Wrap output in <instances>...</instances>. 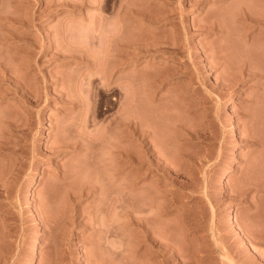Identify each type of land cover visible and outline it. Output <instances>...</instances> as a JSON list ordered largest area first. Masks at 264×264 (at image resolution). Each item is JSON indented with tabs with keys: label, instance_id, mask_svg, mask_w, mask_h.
I'll use <instances>...</instances> for the list:
<instances>
[{
	"label": "rangeland",
	"instance_id": "374dc122",
	"mask_svg": "<svg viewBox=\"0 0 264 264\" xmlns=\"http://www.w3.org/2000/svg\"><path fill=\"white\" fill-rule=\"evenodd\" d=\"M189 1L110 0L103 10L96 0H0V264H29L35 239L36 264H264V0ZM126 3L163 16L147 29L136 7L121 17L125 45L155 41L149 52L133 44L137 59L112 70L115 78L134 73L135 104L124 113L145 145L133 147L119 138L122 127L108 126L126 109L123 79L110 88L98 80L110 46L102 29ZM246 10L263 21L250 23ZM19 14L26 26L16 25ZM91 74L89 105L107 112L85 125L90 106L79 87ZM69 93L87 103H71ZM124 143L142 159L117 170L113 188L101 187L113 144ZM121 191L134 213L148 208L150 241L118 213L112 198Z\"/></svg>",
	"mask_w": 264,
	"mask_h": 264
},
{
	"label": "bare ground",
	"instance_id": "6f19581e",
	"mask_svg": "<svg viewBox=\"0 0 264 264\" xmlns=\"http://www.w3.org/2000/svg\"><path fill=\"white\" fill-rule=\"evenodd\" d=\"M189 1V0H188ZM96 2H98L97 0H96ZM190 3H191V1H189ZM195 2H197V1H195ZM199 2V1H198ZM188 3V2H187ZM127 4V6L125 5V7L123 6V4L121 5V8L123 7L124 9H126L125 11L122 9L121 10V8H119V12H117V11H115V14H114V16H112L111 18H109L110 20H108V23L107 24H105L104 25V29H102V30H104V32L102 31V34L104 35L105 33V35H104V38L103 39H105L104 40V43L106 42H108L109 41V43H110V46H111V48H110V46H107V44L109 45V43H107L106 44V46L107 47H109V49H111V51L107 48V47H105V48H107L108 50H105L104 49V52L106 53H104L105 54V56L103 57L102 56V58H104L102 61L104 62V67L102 68V64H101V73H102V75H101V73H100V70L98 71L99 73V75H100V77H99V79L98 80H100L101 82V84H103V86L104 87H108V88H110L111 86H108V85H110V84H112V83H116V82H119V81H121L122 79H123V81H125V83H124V85L125 86H123V81L121 82V84L119 85V86H121L122 85V87H124V92H125V94L127 95V99L126 98H124L125 100H126V105L125 104H123V108H124V105L126 106V109H125V111H123V113L121 112L118 116L119 117H117V118H113L112 120V122H111V120L109 121V123L111 122L112 124H114V125H108V126H111V127H122L121 129L122 130H119V133H121V131H122V134H121V136L119 137L120 139H121V137H123L124 138V140L127 142V141H129L128 143H130V147H133V146H135V144L134 145H132V143H138V145L139 144H143V145H145V139L143 140L142 139V136H143V134H141V137L140 136H138L139 134H136L137 132H136V126L134 125V120H132V119H134V118H130V117H128L129 115H132V114H130V113H128L129 111H133V110H131V109H133L134 108V106H133V102H134V104H135V101H134V99L133 98H135V96L133 97V91H134V89L135 88H133V84L135 83L133 80V74H125V75H128V76H121V74H119L121 77H119V75H118V78H115V77H113L112 76V70H114V68H116V67H118L119 65H121V68L120 69H122L123 68V66H125V65H128V64H130L133 60H135V58L137 57L136 56V54H134V50H133V46L135 45V47L137 46L136 44H138L139 43V46H140V42L138 41V40H134L135 38L134 37H131V38H133L132 39V41L133 42H136V41H138L136 44L135 43H133L132 44V41H130L131 42V44L133 45H125V42H127V41H125V40H127V39H122V38H124V30H123V28L126 26L125 25V23H124V21H123V19H121V17L124 15H126V13L128 14V15H130L131 14V11L132 10H130V14H129V11H128V9H133L132 7L130 8V5H131V3H126ZM98 5L103 9V10H109L110 9V0H103V1H100V2H98ZM129 5V6H128ZM133 6H135L136 7V4H132ZM195 6V5H197L196 3H194L193 4V2H192V6ZM141 6V5H140ZM135 7H134V9H133V11L132 12H136V11H139V10H143L142 8L140 9H138V7H136V9H135ZM143 7V6H142ZM146 7V6H145ZM144 7V8H145ZM148 7V6H147ZM33 9V8H32ZM31 9V10H32ZM36 9V8H35ZM35 9H33V10H35ZM146 9V8H145ZM182 9H184V8H182ZM136 10V11H135ZM161 10V9H160ZM35 11H37V10H35ZM124 11V12H123ZM128 11V12H127ZM148 11V13H147V15H151V13H149V10H147ZM146 11V12H147ZM159 11V10H158ZM157 11V12H158ZM183 11H185V9L183 10ZM246 11H247V13H246ZM245 11V13L246 14H248V15H246L245 13V15L244 16H247V17H250L249 16V14H250V12H249V10H246ZM263 11H264V9H263ZM121 12L123 13V14H121ZM142 12H144V14H145V11H142ZM141 12V13H142ZM157 12H156V14H157ZM160 12V11H159ZM35 13V12H34ZM33 13V14H34ZM141 13H139V12H137V16H138V19H140L141 20V22H143L142 24L144 25V28H146L147 29V27H150V26H152V25H156L157 23H161V22H163V16H159V18H157L158 16H156L155 15V13H154V15H153V13H152V16L153 17H155L156 16V18H150V17H148L146 14H145V16H142V15H144V14H141ZM161 13V12H160ZM160 13H158V15L160 14ZM33 14H32V16H33ZM38 14V13H37ZM252 14V13H251ZM7 14H5V16H6ZM30 15H31V13H30ZM29 15V16H30ZM34 15H36V14H34ZM133 15H134V13H133ZM184 15V14H183ZM253 16H251L250 17V21L252 20V18H254V25H255V22H256V24H259L261 21H263V20H261L260 21V19H259V23H257V21H258V18H259V16H257V17H255V14L253 13L252 14ZM263 15V16H262ZM2 16H3V19H4V14L3 15H0V18L2 19ZM10 16V15H9ZM16 16V15H15ZM15 16H13L14 17V21L15 20H17V19H15ZM19 16V18L20 19H22V20H19V22H18V20L16 21V22H18V24H16V25H19V23H20V21H24V22H22V23H20L22 26H26V22H27V20L29 19L27 16V20L25 19V18H23L25 15H18ZM18 16H16V18H18ZM22 18H21V17ZM141 16V17H140ZM7 18L6 19H8V16H6ZM12 17V16H11ZM135 17V16H134ZM134 17H133V19H134ZM148 17V18H147ZM247 17H246V19H247ZM260 17H262V18H264V14L262 13L261 14V16ZM32 18V17H31ZM35 18V17H34ZM128 18V17H127ZM256 18V19H255ZM261 18V19H262ZM12 18H10V20H11ZM24 19V20H23ZM37 18H35L34 20H36ZM136 19H137V17H136ZM161 19V20H160ZM164 20H166L165 18H164ZM203 20V19H202ZM202 20H201V22H202ZM205 20V19H204ZM255 20H257V21H255ZM8 21H9V19H8ZM13 21V20H12ZM29 22H30V19L28 20ZM32 21H33V19H32ZM32 21H31V23H32ZM135 21V20H134ZM207 21V20H206ZM28 22V24H30ZM34 22V21H33ZM264 22V21H263ZM11 23V22H10ZM13 23H15V22H13ZM205 23V22H204ZM209 23H210V21H209ZM208 23V24H209ZM250 23H252V21L250 22ZM249 23V24H250ZM33 24H35V23H33ZM208 24L206 25V26H208ZM211 25H212V23H210ZM209 24V25H210ZM13 25V24H12ZM31 25V24H30ZM110 25H112V26H110ZM158 25V24H157ZM183 25H185V24H183ZM201 25V24H200ZM29 25H27V27H28ZM202 26V25H201ZM261 26H264L263 24L261 25V23H260V27ZM184 27V29L186 30V28H185V26H183ZM203 27L205 28V25H203ZM209 27H211V26H209ZM22 28V27H21ZM141 28V27H140ZM203 28V30H206V29H204ZM206 28H208V27H206ZM212 28H213V25H212ZM142 29V28H141ZM194 29V28H193ZM197 29V28H196ZM198 29H200V26H199V28ZM185 30H183V31H185ZM208 30H209V28H208ZM211 30V29H210ZM23 31H25V28H24V30ZM129 31V30H128ZM186 32V31H185ZM185 32H183V33H185ZM188 30H187V35H188ZM123 34V35H122ZM125 35H126V37L127 38H129L130 39V35L129 34H127L126 32H125ZM186 35V34H185ZM105 36H107V37H105ZM133 36V35H132ZM156 36H157V34H156ZM125 37V38H126ZM152 37H154L153 35H152ZM106 38H108V40H106ZM137 38V37H136ZM154 38H156V37H154ZM162 38H164V37H162ZM122 40L124 41V43L122 42ZM140 41H141V39H139ZM147 40H149V39H147ZM151 40V39H150ZM163 40V39H162ZM162 40H161V42H162ZM166 40V39H165ZM160 41V40H159ZM168 41H170V39L168 40L167 39V42ZM144 42V41H143ZM151 42V41H150ZM161 42H159V45H160V43ZM172 43H175L174 42V40H172L171 41ZM149 43V42H148ZM148 43H147V41H146V43L144 42V43H142V45H145L146 46V44L148 45ZM154 43H155V41H154ZM154 43H152V44H150V46L151 45H153ZM157 43V42H156ZM164 41L161 43V45H164ZM172 43H169V44H167V45H173ZM126 44H130L129 43V41L126 43ZM105 45V44H104ZM155 45V44H154ZM158 45V44H157ZM174 45H176V44H174ZM115 48H114V47ZM139 46H137L138 47V50H139V48L141 47H139ZM144 46V47H145ZM150 46H148V47H150ZM188 46H190V45H187V47ZM135 47H134V49H135ZM137 47H136V49H137ZM147 47V49L146 48H143V49H145L144 51H147V52H149V51H151V50H149V48ZM151 47H153V46H151ZM159 47V46H158ZM163 47L164 46H162V50H160L159 48V50L160 51H163V50H165V49H167L166 47H164L165 49H163ZM186 47V48H187ZM194 47V46H193ZM116 48H119L120 49V52L119 53H117L118 51H117V49ZM195 49H197V47H194ZM114 49V50H113ZM116 49V50H115ZM118 49V50H119ZM135 49V50H136ZM141 49V52H142V48H140ZM154 49V50H153ZM191 49H193V48H191ZM73 50V49H72ZM115 52H113V51ZM75 51H77V50H75ZM107 51V52H106ZM137 51V50H136ZM135 51V52H136ZM155 52V51H157L156 49H155V46H154V48H152V52ZM160 51H158V52H160ZM166 51V50H165ZM193 51V54H194V52H196L195 50H192ZM191 51V52H192ZM199 51H197V53H198ZM117 53V55H115ZM137 53V52H136ZM165 53H167V52H165ZM197 53H195V57H196V54ZM103 54V55H104ZM138 54V53H137ZM198 55L200 56L201 54H199L198 53ZM197 55V57H199ZM212 55H214V54H212ZM197 57H196V60H197ZM201 57V56H200ZM199 57V58H200ZM64 59H66L67 58V56H65V57H63ZM69 58V57H68ZM205 58V57H204ZM137 59V58H136ZM195 59V58H194ZM201 59V58H200ZM199 59V60H200ZM207 59V58H206ZM199 60L197 61V63H194L195 64V67H196V69H197V66H200V68L199 69H202L203 67H201V60H200V62H199ZM192 61H193V59H192ZM100 62V61H99ZM119 62V63H118ZM116 63H117V65H116ZM209 63V62H208ZM207 63V64H208ZM212 63V62H211ZM193 64V65H194ZM198 64V65H197ZM199 64H201V65H199ZM216 63H215V61H214V64L212 63L211 65L213 66V65H215ZM1 65V64H0ZM99 65H100V63H99ZM197 65V66H196ZM209 65V64H208ZM113 66H114V68H113ZM116 66V67H115ZM210 66V65H209ZM211 66V67H212ZM199 69H197V70H199ZM117 70V69H116ZM122 71H123V69H122ZM200 71V70H199ZM198 71V72H199ZM114 72V71H113ZM190 72V71H189ZM197 72V71H196ZM16 73H18V72H16ZM15 73V74H16ZM95 73V72H94ZM167 73V71L166 72H164L163 73V75L164 74H166ZM195 73V72H194ZM96 74V73H95ZM95 74H91V75H86V78H85V83H83L82 85H80V90H81V92H84L85 93V96L83 95L82 96V94L81 95H77L78 97H84V99H86L87 101H88V103L86 102V100L84 101V99L82 100V97L80 98V103H82L83 101V105L85 104V103H87V106H90L89 107V109H88V107L87 108H85V109H87L86 110V112H85V119H84V121H83V119H82V122L83 123H85V125L86 124H88V122H93V116H95L94 115V112H96L95 114L97 115V118L100 116L101 117V115H103L104 113H103V111L105 112V110H101L102 109V107L98 104H96L95 103V106H93L92 104L91 105H89L90 103H89V100L91 99H89V96H90V94H92V90L94 89V85H95V80H97V78H96V75ZM168 74V73H167ZM190 74H191V72H190ZM94 75H95V78L93 79L92 77H94ZM114 75V74H113ZM98 76V75H97ZM111 76L113 77V78H115V80H113V78H112V80H111ZM167 76V75H166ZM195 76V75H194ZM193 76V77H194ZM190 77H191V75H190ZM197 77V76H196ZM196 77L194 78L195 80H196ZM134 78H135V76H134ZM161 78H163L164 79V76L163 77H161ZM166 79H167V77H165ZM199 78V77H198ZM191 79V78H190ZM193 79V78H192ZM191 79V80H192ZM119 80V81H118ZM41 82L43 81V83H45L46 82V80H45V78H43L42 80H40ZM66 81H67V79H66ZM193 81V80H192ZM201 81V80H200ZM39 82V81H38ZM41 82H39V83H41ZM64 82H65V80H64ZM162 82H163V80H162ZM197 82V81H196ZM203 82V81H202ZM38 83V84H39ZM43 83H41V84H43ZM66 83H68V82H66ZM66 83H64V85H63V83H62V85L60 84V86H61V88L63 89V92H64V90L66 91V89H64V87H66L67 86V84ZM159 83V82H158ZM199 83V82H198ZM65 84H66V86H65ZM117 84V83H116ZM115 84V85H116ZM119 84V83H118ZM160 84V83H159ZM115 85H112L113 87V89H116L115 87ZM162 85V84H161ZM118 86V87H119ZM43 89L45 90L44 92V95L47 97L48 96V94H49V92H48V85H46V84H44L43 86ZM97 87V86H96ZM117 87V88H118ZM136 87V86H135ZM157 87H160V86H157ZM61 88H60V90H61ZM67 88V87H66ZM111 88V89H112ZM120 88V87H119ZM111 89H109V90H111ZM112 89V90H113ZM122 89V88H121ZM111 90V91H112ZM117 90V89H116ZM115 90V91H116ZM119 90V89H118ZM190 90V89H189ZM67 91H68V89H67ZM110 91V92H111ZM123 91V90H122ZM192 91V90H191ZM60 93H61V91H59ZM93 92H94V90H93ZM107 92V91H106ZM67 93V92H66ZM90 93V94H89ZM114 93V92H113ZM123 93V92H122ZM70 94V93H69ZM89 94V96H88V98H87V96L86 95H88ZM104 94H105V92H104ZM115 94V93H114ZM103 95V94H102ZM108 95V94H107ZM117 95V94H116ZM120 95V94H119ZM65 96V95H64ZM63 96V97H64ZM69 96H71L70 98L68 97V95L67 96H65L66 98H68L69 100L68 101H71V103L74 101V99H77L78 97L76 96L75 98L73 97V95L72 94H70ZM103 97V96H102ZM40 98H41V96H40ZM119 96H118V100H119ZM89 99V100H88ZM117 99V97H113V100L115 101ZM121 99V98H120ZM81 100H82V102H81ZM124 100V101H125ZM67 101V102H68ZM77 101V100H76ZM91 101V100H90ZM93 101H94V99H93ZM123 101V102H124ZM66 102V103H67ZM95 102H96V100H95ZM98 102V101H97ZM100 102V101H99ZM102 103V102H101ZM73 104H74V102H73ZM112 104V103H111ZM97 105V106H96ZM113 105V104H112ZM93 106V107H92ZM100 107H101V109H100ZM107 107H109V105L107 106ZM107 107H106V110H109V108L107 109ZM133 107V108H132ZM128 111V112H127ZM107 112V111H106ZM105 112V113H106ZM127 112L128 114V116L126 117V114L125 113ZM123 114V116H120V115H122ZM92 116V117H91ZM84 117V116H83ZM88 117V118H87ZM92 118V119H91ZM96 118V117H95ZM96 118V119H97ZM134 121V122H133ZM13 126H15V125H13ZM12 126V127H13ZM107 126V127H108ZM106 128V127H105ZM107 129V128H106ZM113 128H110V131L112 130ZM104 130V129H103ZM114 130V129H113ZM117 130V129H116ZM137 130H138V128H137ZM106 131H108V130H106ZM105 131V132H106ZM104 132V131H103ZM104 132V133H105ZM118 132V131H117ZM116 132V133H117ZM102 134L101 136H104L105 137V134ZM114 134V133H113ZM116 136H118V135H116ZM98 138H94V139H92V141L95 143H93L94 145H99L100 146V144L102 143V138L101 137H99V136H97ZM113 139L114 140H112V142L115 144L116 142H115V138L113 137ZM117 142H118V140H116ZM123 143V142H122ZM128 143L126 144V143H124L125 145H124V149H122V147H120V148H117V147H115L116 145H114L113 144V146L112 147H114L112 150H111V152H112V154H111V152H110V156H112L113 155V165H110V167H113L111 170H110V167H109V170L110 171H112V174L110 175L111 177H109L107 180L105 179V180H103V183H102V185H101V187L102 186H109V188H110V186H112V188H113V184L116 182V180H117V170H120V168H128V167H132V165H133V163H134V165H135V159H136V157H137V160H138V157L139 156H135L134 154L136 153L137 154V152H135V153H133L132 151H135L134 150V148H132L133 150H130V148H128L129 146H127V148H126V145H128ZM93 145V146H94ZM112 145V144H111ZM117 145H118V143H117ZM119 145H120V142H119ZM118 145V146H119ZM123 145V144H122ZM99 146H97L98 147V151L102 148V144H101V147H99ZM121 146V145H120ZM140 146V145H139ZM96 147V146H95ZM97 147H96V149H97ZM92 149V148H91ZM91 149H90V153H89V158L91 159V164H93L94 165V168L96 169V170H102V164H104V163H102L103 162V160H99V159H97L96 157H98V156H96L95 155V153L94 152H91ZM94 149V148H93ZM93 149H92V151H93ZM120 149V150H119ZM137 149V148H136ZM124 151V150H126L127 152H122V151ZM137 151V150H136ZM132 153H133V155H132ZM139 153V152H138ZM138 155V154H137ZM140 155V154H139ZM134 156V157H133ZM144 157V156H143ZM99 158V157H98ZM111 157H110V159H112ZM121 158V159H120ZM140 159V158H139ZM141 159H142V157H141ZM140 159V160H141ZM140 160H138V161H140ZM112 161V160H111ZM112 163V162H111ZM118 163V164H117ZM137 164V163H136ZM138 165H139V163H138ZM104 167H103V169L105 168V166L106 165H103ZM133 167H135V166H133ZM101 168V169H100ZM234 170V168L233 167H231V168H228L225 172H224V174L222 175V178H221V181L223 182L224 180H225V178L227 177V175L228 174H230L231 173V171H233ZM98 172H101V171H98ZM109 173H111V172H109ZM142 175V174H141ZM117 177V178H116ZM159 188V187H158ZM116 192V191H115ZM124 193H122V191H121V193L119 192H117V194H116V196H114L113 198H112V200H113V204H114V206L116 207V209L118 210L119 209V211H118V213L123 217V220H124V223L126 224H134V225H136L137 227H140L141 229H142V234H144L145 236L149 233V229H148V226H147V217L146 216H144L142 213H143V211L145 210V212L148 210V208H142V207H139V209L140 208H142V211L140 212V213H138V212H136V213H138V214H140V216H138L137 217V215L135 216V214L136 213H134L133 211H132V209L130 210V209H128L129 208V204H128V200L130 199V195L131 194H129V193H126L125 191H123ZM146 192V191H145ZM113 193V192H112ZM119 194V195H118ZM125 194V195H124ZM148 194V193H147ZM115 195V194H114ZM145 196H146V194H145ZM128 197H129V199H128ZM148 197V196H147ZM146 197V198H147ZM148 203V202H147ZM149 204V203H148ZM129 205V206H128ZM142 205V204H141ZM147 205V204H146ZM140 206V205H139ZM143 206H144V204H143ZM148 206V205H147ZM152 207V206H151ZM131 208V207H130ZM147 209V210H146ZM150 209V208H149ZM152 209V208H151ZM158 209V208H157ZM159 210V209H158ZM137 211V210H136ZM149 211V210H148ZM147 213H150V212H147ZM149 216V215H148ZM150 218V217H149ZM150 224V223H149ZM114 229L116 228V227H113ZM141 233V232H140ZM147 237V236H146ZM145 238V237H144ZM148 238V240H149V237H147ZM147 238H145L144 239V241H146L147 240ZM151 238V237H150ZM151 240V239H150ZM149 240V241H150ZM148 243V242H147ZM123 248V246H122V243L120 242L119 243V245L116 247V252H118L119 250H121L122 248ZM38 249H39V241L37 240V239H35L34 240V243H33V245H32V257H31V259H30V261H29V264H36V254H37V252H38Z\"/></svg>",
	"mask_w": 264,
	"mask_h": 264
}]
</instances>
